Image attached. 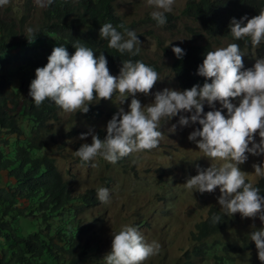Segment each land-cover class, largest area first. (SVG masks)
<instances>
[{
	"label": "clouds",
	"instance_id": "1",
	"mask_svg": "<svg viewBox=\"0 0 264 264\" xmlns=\"http://www.w3.org/2000/svg\"><path fill=\"white\" fill-rule=\"evenodd\" d=\"M53 2L54 0H35L40 8L47 7ZM147 2L156 9L151 13L152 19L158 26L165 25L167 23L165 13L173 11L176 0H147ZM9 3L10 0H0V7ZM120 27L124 28V25L121 24ZM229 27L234 39L250 38L255 48L264 41V11L251 19L247 16L240 20L233 18ZM26 33L27 37H32L36 30L28 27ZM100 38L108 41L109 48L116 49L122 54L125 52L133 56L140 54L141 49L138 45H141V41L135 31L125 29L121 33L111 23H105L100 28ZM73 47L74 55H70L64 46L55 47L48 57L46 66L36 69L35 79L30 83L29 96L37 107L47 99L65 113L87 114L94 100H112L119 93L123 104L128 97H132L130 110L125 111L120 107L107 123V135L104 139H101L103 134L100 127L97 128L96 134L90 130L87 134L81 135V140L87 139L89 135L92 137L91 144L85 143L74 152L82 162L88 163L102 158L115 164L131 154L157 149L163 139L161 121L169 122L179 116L180 126L186 127L196 123L202 126V129L197 128L190 133L189 141L197 144L199 152H202L204 157L211 161L222 162L219 166L212 162L207 169L197 166L198 174L188 178L183 185L187 190H195L201 194L212 193L217 188L220 190L218 203L221 211L215 207L211 208L223 212L227 220L220 221V215H213L212 223H219L224 229L211 236L209 241L219 245L228 244L215 238L234 225L237 213L242 218L254 220L259 217L264 223V196L260 194V189L254 186L255 183L249 180L250 175L264 177V166L253 164L254 174L244 172L240 168L248 160V153L254 156L264 155V58L256 59L253 68L242 71L244 54L238 44L231 43L227 47L217 48L215 51L207 52L203 64L199 66L198 75L206 79L202 87L195 85L184 91L165 88L154 94L153 103L143 106L136 98L137 95H152V89L160 80L158 73L152 67L142 61H123L120 75L115 77L110 74L108 60L103 53L97 58L89 47L79 43L74 44ZM172 51L178 59H182L185 55L180 47H173ZM208 80L211 83H208ZM237 98H239L238 106L232 103ZM217 101L222 105V109L208 111L205 115V102L215 109ZM223 109L227 110V116L223 114ZM182 113H191V116L189 118L187 115H181ZM175 129L176 125H173L171 130L174 132ZM257 133L260 137L259 143L255 142ZM71 134L73 132L69 135ZM53 138V131L43 136V145L38 156L51 160L54 163L55 173L62 182H66L55 160L45 154L49 144H54ZM91 167L95 168L96 164L92 163ZM35 188L41 191L47 190L44 186ZM67 188L71 191L72 197L87 193L73 195L68 183ZM36 194L31 192L32 201L37 200ZM97 195L102 203L107 204L110 201L107 188H98ZM95 200L94 205L98 203L97 199ZM24 205L29 207L31 204ZM94 205L71 206L75 216L73 222H76L78 227L87 226V233L91 231L88 221L85 222V218L89 215L83 209ZM33 213L28 211L23 213L16 218L17 220L15 219L13 225H17L19 218L30 217L32 220L44 218L43 213L36 215ZM68 219L69 217L65 221ZM117 219L119 220L118 217ZM229 221L231 224H228ZM137 226H124L119 232L112 233V250L104 257L106 264H144L145 261L159 254L161 245L156 241L146 242ZM253 228L250 238L255 242L258 258L264 264V229L255 230L254 225ZM192 231H195V226ZM89 238L95 240L94 236ZM91 245L96 246L95 243ZM247 246V248L251 247V245ZM91 248L92 246L90 250Z\"/></svg>",
	"mask_w": 264,
	"mask_h": 264
},
{
	"label": "trees",
	"instance_id": "2",
	"mask_svg": "<svg viewBox=\"0 0 264 264\" xmlns=\"http://www.w3.org/2000/svg\"><path fill=\"white\" fill-rule=\"evenodd\" d=\"M116 1L54 0L53 4L41 9L36 23L28 24L36 30L32 37H27L26 33L27 15L16 20L0 14V179L6 177L14 182L12 186L0 182V264H106L105 256H99L96 246L91 245L97 241L81 238L88 227H78L73 222L75 216L71 206L94 205L93 191L72 197L67 183L55 173L54 163L38 156L43 136L52 133L51 126L59 121L61 108L47 99L37 107L29 90L36 69L46 66L53 49L64 46L74 55L76 43L91 48L97 58L103 53L110 73L117 72L127 60L142 61L159 72L154 63L145 62L140 54H122L109 48L108 41L100 38V28L105 23H111L121 33L130 30L115 12ZM22 6L24 12L31 9L29 0L22 2ZM261 11H264V0H189L182 13L197 22L210 41L219 43L218 39H228L238 44L242 52L253 47L251 39H234L229 27L231 20L244 16L251 19ZM165 16L169 21L172 18L169 14ZM173 47L184 50L182 59L176 57ZM164 51L173 57L172 71L181 90L203 86L206 79L198 75V69L207 52L213 51L209 44L171 45ZM261 52L264 53V41L258 45L257 53ZM14 74L18 76L17 84L11 83ZM96 113L97 108H91L83 115L90 118ZM256 180L254 186L264 196V177ZM42 186L47 190L35 188ZM31 192L37 193L36 201H32ZM25 203L31 205L26 207ZM27 211L34 215L43 213L44 218L28 220L23 233L22 225L17 223V233L13 222ZM222 213L210 208L207 219L197 223L195 231L190 232L195 242L190 253L200 259L206 258L210 264H233V255L241 251L231 243L219 245L209 241L224 229L219 223H212L213 215L217 214L221 216L220 221L227 220Z\"/></svg>",
	"mask_w": 264,
	"mask_h": 264
},
{
	"label": "rangeland",
	"instance_id": "3",
	"mask_svg": "<svg viewBox=\"0 0 264 264\" xmlns=\"http://www.w3.org/2000/svg\"><path fill=\"white\" fill-rule=\"evenodd\" d=\"M189 0H176L171 13V20L163 26H158L152 19L151 13L156 9L150 6L147 0H117L115 12L124 21L131 31H135L141 41L140 55L146 62H152L159 68V81L152 89V95H137L143 106L154 102V94L165 88L182 91L175 80L172 64L173 57L166 55L164 49L171 45H188L205 43L215 51L217 48L227 47L231 44L228 39H218L215 43L207 39L201 31L199 24L186 14L182 13ZM22 2L25 0H10L6 6L0 7L3 18L11 17L20 19L27 15L25 28L28 24H34L41 15V9L35 0H29L31 9L24 12ZM7 9V10H6ZM8 11V12H5ZM217 42V41H216ZM258 46L244 49V69L253 68L256 59L264 58V53H257ZM120 69L111 75L118 77ZM6 72L4 73V75ZM18 76L11 77V83L17 84ZM132 97L121 104V98L117 93L112 100H94L89 108H97L94 116L86 118L82 113H65L62 109L58 113L59 122L51 126L54 134V144H49L45 154L56 162L60 174L64 176L72 194H80L88 191L94 192V198L98 203L83 209L89 216L85 222L90 225V230L84 238L93 237L97 240L95 252L100 256H106L112 250V233L119 232L124 226H137L143 234L146 242L156 241L161 245L158 255L151 257L144 264H210L205 259H200L190 253L193 241L190 232L196 223L205 220L211 207L221 211L218 198L221 193L217 188L212 193L201 194L195 190L189 191L183 185L187 179L198 174L197 166L207 169L212 162L219 166L221 161H211L199 152L197 144L189 141L191 132L197 128L202 129L199 123L189 126L179 125V116L171 121H161L163 139L159 147L151 151H142L131 154L118 160L117 163H109L102 158L92 162H82L74 152L87 143H92V137L81 140L82 134L93 130L96 134L98 127L102 130L104 139L107 135V123L113 115L123 107L129 111ZM232 103L239 105V98ZM222 105L217 101L215 109L204 104V114L208 111L221 110ZM90 111V110H89ZM227 116V110L223 109ZM189 118L191 113H182ZM203 118V117H202ZM176 125L173 132L171 129ZM71 132L73 134L69 135ZM199 139V138H198ZM255 142H260L258 133ZM252 145H249L251 147ZM248 160L241 165L242 171L254 174L253 164L264 166V155L254 156L248 153ZM95 163L96 167H91ZM258 177L250 175L249 180L256 182ZM2 184L12 186L13 182L2 177ZM107 188L110 193V201L105 204L99 201L98 188ZM104 216H97V215ZM42 217V216H40ZM119 218V220L117 219ZM236 221L229 229L217 235L215 239L220 242L231 243L241 248V253L234 254L233 264H262L258 258V251L250 235L255 230L264 229L262 223L256 219L242 218L235 214ZM30 217L19 218L22 233L26 232L27 221ZM37 220V219H36ZM35 220V222H36ZM17 225L15 226V230ZM18 233V232H17ZM245 245H251L245 248ZM92 249V248H91ZM190 254L187 255L186 253Z\"/></svg>",
	"mask_w": 264,
	"mask_h": 264
}]
</instances>
